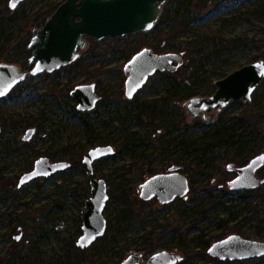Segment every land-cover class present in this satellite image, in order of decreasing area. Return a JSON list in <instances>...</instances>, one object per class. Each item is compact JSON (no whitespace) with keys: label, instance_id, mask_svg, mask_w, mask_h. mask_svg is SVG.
Listing matches in <instances>:
<instances>
[{"label":"rangeland","instance_id":"rangeland-1","mask_svg":"<svg viewBox=\"0 0 264 264\" xmlns=\"http://www.w3.org/2000/svg\"><path fill=\"white\" fill-rule=\"evenodd\" d=\"M61 1L24 0L11 10L0 0V62L28 70L32 30ZM144 46L181 52L183 63L174 72H156L127 99L123 65ZM258 59L264 60V0H167L149 31L89 38L79 63L20 81L0 97V264H114L131 251L146 258L161 249L180 254V264H205L213 261L207 248L220 235L264 240V164L254 192L219 187L221 179L235 177L228 164L242 166L264 152V77L250 100H232L208 119L191 116L184 106L190 97L212 94L216 79ZM90 82L101 98L92 110L80 111L69 92ZM29 127L35 132L23 141ZM96 145L115 149L93 162L95 176L107 183V227L83 251L76 241L90 187L79 161ZM40 156L71 164L18 186ZM150 158L153 172L181 165L190 183L186 199L160 204L134 194L152 174L141 169ZM134 162L135 170H128Z\"/></svg>","mask_w":264,"mask_h":264},{"label":"water","instance_id":"water-1","mask_svg":"<svg viewBox=\"0 0 264 264\" xmlns=\"http://www.w3.org/2000/svg\"><path fill=\"white\" fill-rule=\"evenodd\" d=\"M24 0H7L8 7L14 10ZM167 0H62L55 10L34 27L27 47L31 48L28 70H22L18 64L0 62V97L10 92L20 81L40 72H53L74 62L80 55L89 38L101 40L105 37H121L127 34L149 31L154 27ZM14 5V6H13ZM183 63L181 52H155L150 47L136 51L123 65L126 75L124 96L127 99L143 87L150 76L156 72H174ZM264 77V60L258 59L245 64L220 79H216L214 92L207 96H193L184 106L191 116L206 115L208 112L226 106L232 100L247 101ZM80 111L95 108L101 96L94 82L75 85L69 92ZM35 132L34 127L26 129L22 140L29 141ZM111 145H96L83 154L84 166L90 195L80 210L81 234L76 245L87 248L106 232L107 219L104 207L108 200L106 180L95 176L93 162L99 158L114 154ZM66 160L51 161L46 156L38 157L33 167L20 176L18 186L38 176H47L70 166ZM264 164V152L251 158L242 166L233 163L227 169L235 170L237 175L229 181L232 190L254 189L263 179L256 171ZM177 165H171L168 172H159L148 176L139 184V197L142 200L156 198L161 204H168L177 197L186 198L190 190L188 178L175 171ZM19 235L16 236V239ZM207 253L220 261L249 259L264 256V240L244 237L231 233L211 242ZM182 259L177 253L166 249L158 250L144 258L140 252H133L114 264H176ZM205 264H218L207 262Z\"/></svg>","mask_w":264,"mask_h":264},{"label":"trees","instance_id":"trees-1","mask_svg":"<svg viewBox=\"0 0 264 264\" xmlns=\"http://www.w3.org/2000/svg\"><path fill=\"white\" fill-rule=\"evenodd\" d=\"M57 7V5H55L53 8H56ZM53 8L50 10V11H48V14H51L52 12H53ZM8 18H12V15L10 14L9 16H8ZM161 20V19H160ZM156 25V24H155ZM154 25V26H155ZM145 47V46H144ZM74 63L75 64H77V63H79V61H74ZM54 73H58V71H55ZM165 73H167V72H164V71H162V74H165ZM150 104H152V105H157V101L156 100H154V99H152V100H149L148 101ZM224 129H227V125L226 126H224L223 128H222V130H224ZM220 129H218V131H219ZM79 162H81V161H79ZM152 162H153V158H150L148 161L146 160V161H144V163L142 164V166H141V168H142V172H150V173H153V169L151 168V164H152ZM128 166V170H135V168H136V162H134V163H130V164H128L127 165ZM145 174V173H144ZM193 189V188H192ZM193 190H195V189H193ZM196 190H199V188H197ZM247 192H249V193H252V192H254V189H251V190H246ZM226 192H228V190L226 191ZM241 192V191H240ZM137 192H135L134 191V194H136ZM137 195V194H136ZM222 235H220L219 236V238L221 237ZM204 240V242L206 243V244H209L210 242H209V240H207V239H203ZM181 242L183 243L182 245V250L184 251V253H185V255H188V257H190L191 256V253L190 252H188V250L186 249V247L184 246L185 245V243H184V240H181ZM153 248H154V246L153 245H150V246H148L145 250L147 251V252H150V251H152L153 250ZM83 251H84V249H83ZM85 254H86V252H85ZM191 258V257H190ZM190 258H188L189 260H190ZM260 258H262L263 260H264V257H260ZM180 263H184V261H180V262H177L176 264H180ZM221 264H222V262H221Z\"/></svg>","mask_w":264,"mask_h":264},{"label":"flooded vegetation","instance_id":"flooded-vegetation-1","mask_svg":"<svg viewBox=\"0 0 264 264\" xmlns=\"http://www.w3.org/2000/svg\"><path fill=\"white\" fill-rule=\"evenodd\" d=\"M187 101V100H186ZM185 103V102H184ZM199 116H201L202 118H204V119H208L209 118V116H210V114L209 113H207L206 115H199ZM195 117V116H194ZM172 165H177L178 166V168L175 170V171H179V172H181V173H183L186 177H187V175L184 173V172H182V169H181V165L180 164H172ZM171 166V165H170ZM169 166V167H170ZM169 167L167 168V170L166 171H161V172H168L169 171ZM262 167V166H261ZM260 167V168H261ZM260 168H258L257 169V171L260 169ZM142 169V168H141ZM232 171H234L236 174H235V176L237 175V172L235 171V170H232ZM257 171H256V173H257ZM155 173H159V172H153L151 175H153V174H155ZM150 176V175H149ZM148 176H146V177H144V179H146ZM188 178V177H187ZM143 179V180H144ZM233 179V178H232ZM232 179H230V180H227V181H225V179H221L220 180V183H219V187H224V186H226L227 188H228V190H230V191H243V190H251V189H243V190H232V189H230L229 188V185H228V183H229V181H231ZM142 180V181H143ZM141 181V182H142ZM140 182V183H141ZM188 182H189V179H188ZM139 183V184H140ZM139 184H138V187L134 190L135 192H137L136 194L138 195V197H139ZM189 186H190V183H189ZM255 189V188H254ZM140 198V197H139ZM177 198H179V197H177ZM187 198V197H186ZM186 198H184V199H186ZM141 199V198H140ZM153 199H155L156 201H158L156 198H153ZM176 199V198H175ZM174 199V200H175ZM150 200H152V199H150ZM173 200V201H174ZM144 201H149V200H144ZM159 202V201H158ZM160 203V202H159ZM171 203V202H170ZM161 204V203H160ZM229 234H231V233H229ZM229 234H226L225 236H221L219 239H222V238H224V237H226L227 235H229ZM239 234V233H238ZM241 235V234H240ZM243 236V235H242ZM219 239H216V240H219ZM216 240H213L212 242H214V241H216ZM182 249V248H181ZM162 250V249H161ZM167 250V249H166ZM169 251V250H168ZM177 251V250H176ZM133 252H137V251H131L129 254H131V253H133ZM170 252H172V253H176L175 251H170ZM141 253V252H140ZM128 254V255H129ZM178 254V253H177ZM127 255V256H128ZM143 256V255H142ZM210 257H212V259H213V261H208V262H216V263H218V264H221V262L223 263V262H225V261H229V260H223V261H220V260H218L217 258H215V257H213V256H211V255H209ZM182 259H183V257H182ZM181 259V260H182ZM180 260V261H181ZM179 261V262H180ZM207 263V262H206Z\"/></svg>","mask_w":264,"mask_h":264},{"label":"snow or ice","instance_id":"snow-or-ice-1","mask_svg":"<svg viewBox=\"0 0 264 264\" xmlns=\"http://www.w3.org/2000/svg\"><path fill=\"white\" fill-rule=\"evenodd\" d=\"M14 6V5H13Z\"/></svg>","mask_w":264,"mask_h":264}]
</instances>
